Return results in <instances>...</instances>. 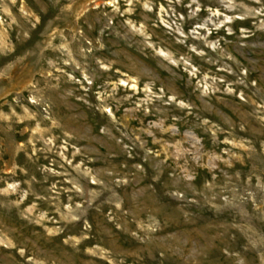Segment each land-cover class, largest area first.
<instances>
[{
  "label": "rangeland",
  "instance_id": "374dc122",
  "mask_svg": "<svg viewBox=\"0 0 264 264\" xmlns=\"http://www.w3.org/2000/svg\"><path fill=\"white\" fill-rule=\"evenodd\" d=\"M0 264H264V0H0Z\"/></svg>",
  "mask_w": 264,
  "mask_h": 264
}]
</instances>
